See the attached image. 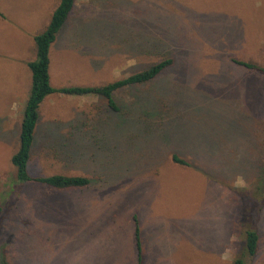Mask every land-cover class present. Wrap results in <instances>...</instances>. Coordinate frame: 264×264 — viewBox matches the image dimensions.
Masks as SVG:
<instances>
[{
  "label": "rangeland",
  "instance_id": "374dc122",
  "mask_svg": "<svg viewBox=\"0 0 264 264\" xmlns=\"http://www.w3.org/2000/svg\"><path fill=\"white\" fill-rule=\"evenodd\" d=\"M58 2L0 0V264H135V215L145 264H233L245 226L259 234L246 264H264V75L233 62L264 66V0H77L51 50L53 86L175 63L117 91L119 111L47 97L30 173L92 184L18 186L28 62Z\"/></svg>",
  "mask_w": 264,
  "mask_h": 264
},
{
  "label": "trees",
  "instance_id": "16d2710c",
  "mask_svg": "<svg viewBox=\"0 0 264 264\" xmlns=\"http://www.w3.org/2000/svg\"><path fill=\"white\" fill-rule=\"evenodd\" d=\"M76 2L77 0H59L46 28L34 37L36 58L28 62V66L32 72V84L20 125L19 147L11 157V163L16 169V180H13L14 185L20 186L34 182L55 189L67 190L72 188H86L92 184V179L87 175H69L66 173L32 175L30 173L29 163L36 142V131L40 121V110L42 103L47 97L54 93L68 96H102L108 101L111 108L119 111L121 107L118 105L114 96L117 91L126 87L152 82L175 63L174 57H165L149 64L144 69L102 85L72 84L60 87L53 86L51 50L58 36L67 25L76 6ZM1 15L2 13L0 12V16ZM233 62L264 75V66L262 65L237 58H234ZM173 161L182 165H188L185 160L179 158L176 154L173 155ZM259 179L262 185L259 190L262 191L264 189V172H260ZM0 210H2V208H0ZM134 219L136 264H144L145 246L141 223L138 216L135 215ZM243 233L242 249L233 264H246V259L254 257L258 250L259 234L257 230L250 226H245Z\"/></svg>",
  "mask_w": 264,
  "mask_h": 264
},
{
  "label": "crops",
  "instance_id": "0c3cea01",
  "mask_svg": "<svg viewBox=\"0 0 264 264\" xmlns=\"http://www.w3.org/2000/svg\"><path fill=\"white\" fill-rule=\"evenodd\" d=\"M133 236H134V227H133ZM134 243H135V242H134ZM134 246H135V244H134ZM146 251H147V250L145 249V254H146ZM147 253H148V251H147ZM147 258H149V257L147 256ZM145 259H146V258L144 257V264H145ZM135 264H136V263H135Z\"/></svg>",
  "mask_w": 264,
  "mask_h": 264
}]
</instances>
